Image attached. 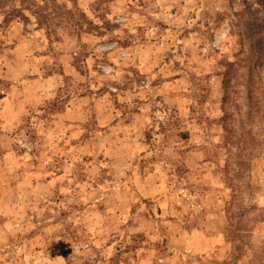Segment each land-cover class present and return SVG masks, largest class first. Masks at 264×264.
Wrapping results in <instances>:
<instances>
[{
	"label": "rangeland",
	"instance_id": "374dc122",
	"mask_svg": "<svg viewBox=\"0 0 264 264\" xmlns=\"http://www.w3.org/2000/svg\"><path fill=\"white\" fill-rule=\"evenodd\" d=\"M247 4L0 0V264H264Z\"/></svg>",
	"mask_w": 264,
	"mask_h": 264
},
{
	"label": "trees",
	"instance_id": "16d2710c",
	"mask_svg": "<svg viewBox=\"0 0 264 264\" xmlns=\"http://www.w3.org/2000/svg\"><path fill=\"white\" fill-rule=\"evenodd\" d=\"M247 3H248V0H246V4ZM247 6H248V4H247ZM260 28H261V25L259 23L252 21V20L246 21L245 28L243 31V36L245 37V42L248 43L252 53H257L256 51L258 49V41H260L259 35H261ZM247 89H248L247 90V92H248V95H247V98H248V107H247L248 118L251 119V118H253L252 114L254 112L256 113V107H259V104H258V100H255L254 89L252 87H248ZM254 209H255V207L252 206L249 210L247 209V211H243V212L241 210V212L244 214V213L249 212L250 210H254ZM242 213H240L238 215V217H241L243 215ZM236 225L237 226H235V229H234L233 247L237 251L236 260H238L243 253V247L241 246V244L237 243V240L240 238H236L237 236H235V234H237V232L241 235H242V232H244L245 235H249V234H248L247 230L242 229L243 227H242L241 221H237Z\"/></svg>",
	"mask_w": 264,
	"mask_h": 264
},
{
	"label": "crops",
	"instance_id": "0c3cea01",
	"mask_svg": "<svg viewBox=\"0 0 264 264\" xmlns=\"http://www.w3.org/2000/svg\"><path fill=\"white\" fill-rule=\"evenodd\" d=\"M63 71L67 74V67L66 68H64L63 69ZM64 78H65V76H64V74L63 73H59V74H54L53 76H47L45 79H43L44 81H45V84H47V85H53V87H54V83L53 82H57L58 83V81L59 80H61V82H63V80H64ZM55 86H57V87H60V85H59V83L56 85L55 84ZM70 112H72V109H71V111H69L68 113H70ZM61 117H65V119H67V115H61L59 118H61ZM66 122H67V120H65ZM56 123V122H55ZM205 176V175H204ZM149 188H150V190H152V188L153 189H156V187H157V185H155V186H152V187H150V186H148ZM167 187V184H165V188ZM209 209H211L210 207H209ZM213 211V210H212ZM208 212V211H207ZM204 213V212H203ZM177 221H181V219H179V220H177ZM203 226H205L204 225V223H203ZM202 226V227H203ZM198 230V229H197ZM196 230V231H197ZM187 232V231H186ZM200 232H206V230H203V231H200ZM209 232V231H208ZM198 233V232H197ZM197 235V234H196ZM198 235L200 236V235H202L203 237H204V239H205V237H206V235L205 234H200V233H198ZM211 240H213L214 241V243H215V245H216V243L219 241V237H217L216 235H214V236H212L211 237ZM210 243V241H209V239H208V244ZM193 244H195V243H193ZM207 244V245H208ZM193 246V245H192ZM193 247H196V246H193ZM199 247H201V252H208L209 250H210V245L209 246H205V244H203V246H199ZM215 247V246H214Z\"/></svg>",
	"mask_w": 264,
	"mask_h": 264
}]
</instances>
